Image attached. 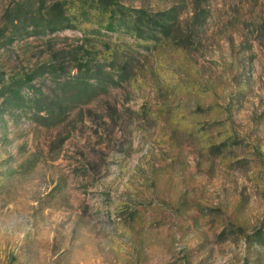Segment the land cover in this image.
Listing matches in <instances>:
<instances>
[{
	"label": "rangeland",
	"instance_id": "1",
	"mask_svg": "<svg viewBox=\"0 0 264 264\" xmlns=\"http://www.w3.org/2000/svg\"><path fill=\"white\" fill-rule=\"evenodd\" d=\"M115 1L0 0V264H264V0Z\"/></svg>",
	"mask_w": 264,
	"mask_h": 264
},
{
	"label": "trees",
	"instance_id": "2",
	"mask_svg": "<svg viewBox=\"0 0 264 264\" xmlns=\"http://www.w3.org/2000/svg\"><path fill=\"white\" fill-rule=\"evenodd\" d=\"M89 1H90L89 8H94L99 16H101L104 13H108L109 18L117 22L115 27H117L118 29L124 28L126 29V32L128 33L132 31L131 27L133 26L131 25H133L134 23V22L132 23L133 18L137 19V21L142 20V19L147 20V23L152 24V20L148 19L149 17L146 16V13L144 10L128 9L124 5H120L115 0H89ZM65 3H61L60 6L63 7ZM78 10L85 13L84 7L79 6ZM113 27H114L113 24H111V26L107 27L106 29L108 31H111V30L113 31L114 30ZM72 28L73 26L68 22L67 25H64L61 27H54V28H51L49 31L50 33H54L62 29H72ZM151 28H152V25H151ZM161 29L163 31L165 28L161 27ZM148 33H150L151 36H144V39H147L148 37L155 38V32L149 31ZM40 76H42V73H39L36 76H32L28 79H25V83L30 84L34 78L40 77ZM89 79H94L97 81V83H111L113 81L108 73H104L101 71L99 66H94V67L88 66L84 69V71L79 70L78 75H77V81L75 82V83H80L82 88L72 87L71 82L65 81L64 82L65 89L67 92L71 93V95H73L74 98L79 97L81 100H84L86 102L91 99V95L93 94V90L85 86L86 81ZM46 100H42L41 104L49 105V103L46 102ZM55 105H56L55 106L56 108L53 110L49 109V111L47 112V116L45 117L41 116L40 113L34 114L32 116L33 121L42 127H51V126L58 124L60 122V115L62 113V104H60V102H56Z\"/></svg>",
	"mask_w": 264,
	"mask_h": 264
}]
</instances>
